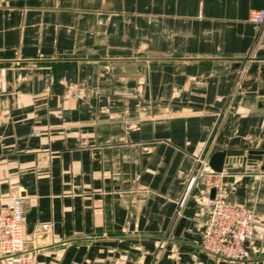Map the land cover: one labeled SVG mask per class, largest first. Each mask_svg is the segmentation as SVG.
Instances as JSON below:
<instances>
[{"label":"crops","instance_id":"obj_1","mask_svg":"<svg viewBox=\"0 0 264 264\" xmlns=\"http://www.w3.org/2000/svg\"><path fill=\"white\" fill-rule=\"evenodd\" d=\"M264 0H0V211L37 264H232L190 178L264 151ZM226 184L264 262V169Z\"/></svg>","mask_w":264,"mask_h":264},{"label":"built area","instance_id":"obj_2","mask_svg":"<svg viewBox=\"0 0 264 264\" xmlns=\"http://www.w3.org/2000/svg\"><path fill=\"white\" fill-rule=\"evenodd\" d=\"M250 20L264 24V10L252 11ZM201 163L203 166L190 178L178 204L181 210L197 185L215 191L214 197L208 196L206 200L208 218L204 223L201 248L232 264H264L253 258L250 249L256 237L254 219L246 210L227 203L224 175L213 172L208 163ZM23 201L21 196L14 197L0 211V264H37L36 254L28 249L24 236Z\"/></svg>","mask_w":264,"mask_h":264},{"label":"water","instance_id":"obj_3","mask_svg":"<svg viewBox=\"0 0 264 264\" xmlns=\"http://www.w3.org/2000/svg\"><path fill=\"white\" fill-rule=\"evenodd\" d=\"M263 163L264 169V151H239L225 150L215 153L209 162V167L215 173L224 175L223 182L233 181V176L237 174L257 173L258 164ZM213 191L212 197H214Z\"/></svg>","mask_w":264,"mask_h":264}]
</instances>
